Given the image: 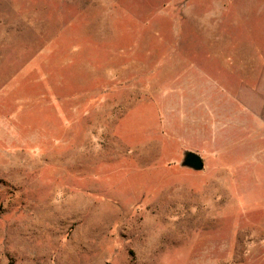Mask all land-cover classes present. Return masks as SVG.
I'll return each mask as SVG.
<instances>
[{"label": "rangeland", "instance_id": "obj_1", "mask_svg": "<svg viewBox=\"0 0 264 264\" xmlns=\"http://www.w3.org/2000/svg\"><path fill=\"white\" fill-rule=\"evenodd\" d=\"M263 56L264 0H0V264H264Z\"/></svg>", "mask_w": 264, "mask_h": 264}, {"label": "water", "instance_id": "obj_2", "mask_svg": "<svg viewBox=\"0 0 264 264\" xmlns=\"http://www.w3.org/2000/svg\"><path fill=\"white\" fill-rule=\"evenodd\" d=\"M180 166L193 171H201L204 167V164L199 154L190 150H185L182 153Z\"/></svg>", "mask_w": 264, "mask_h": 264}, {"label": "crops", "instance_id": "obj_3", "mask_svg": "<svg viewBox=\"0 0 264 264\" xmlns=\"http://www.w3.org/2000/svg\"><path fill=\"white\" fill-rule=\"evenodd\" d=\"M256 84H257L256 87L258 89H261V91L264 89V56L261 57L260 67H259V69H258V71L256 73ZM255 125H256V127H255V130L254 131H257L258 132V130L259 131H261V130L263 131L264 130V120H261V123H259V124H258V122L255 121ZM241 126L244 127V125H241ZM258 138H260V137H255V142L254 143H257L256 142V139L258 141Z\"/></svg>", "mask_w": 264, "mask_h": 264}]
</instances>
